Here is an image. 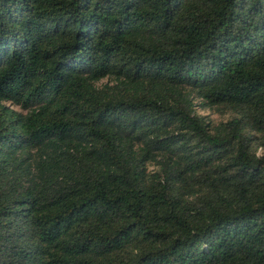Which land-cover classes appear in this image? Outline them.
<instances>
[{"label":"trees","instance_id":"obj_1","mask_svg":"<svg viewBox=\"0 0 264 264\" xmlns=\"http://www.w3.org/2000/svg\"><path fill=\"white\" fill-rule=\"evenodd\" d=\"M0 264H264V0H0Z\"/></svg>","mask_w":264,"mask_h":264},{"label":"rangeland","instance_id":"obj_2","mask_svg":"<svg viewBox=\"0 0 264 264\" xmlns=\"http://www.w3.org/2000/svg\"><path fill=\"white\" fill-rule=\"evenodd\" d=\"M196 112L199 114V115H202V116H206L208 119L212 120L213 122H219V121H224L227 119L226 116L224 117H221L219 116L217 113H214L213 111L211 110H203L201 109L199 106L196 107Z\"/></svg>","mask_w":264,"mask_h":264}]
</instances>
